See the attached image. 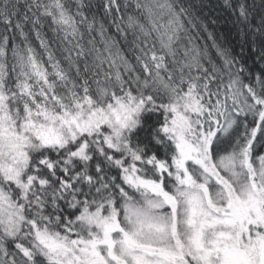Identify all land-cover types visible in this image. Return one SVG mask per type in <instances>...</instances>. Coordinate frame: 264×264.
Returning <instances> with one entry per match:
<instances>
[{
    "label": "snow or ice",
    "instance_id": "1",
    "mask_svg": "<svg viewBox=\"0 0 264 264\" xmlns=\"http://www.w3.org/2000/svg\"><path fill=\"white\" fill-rule=\"evenodd\" d=\"M0 264H264V0H0Z\"/></svg>",
    "mask_w": 264,
    "mask_h": 264
}]
</instances>
